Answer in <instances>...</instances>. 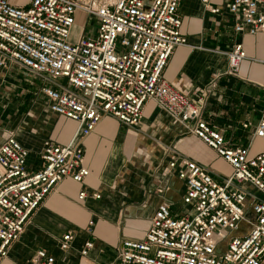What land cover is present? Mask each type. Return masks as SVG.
I'll return each mask as SVG.
<instances>
[{"label": "built area", "instance_id": "built-area-1", "mask_svg": "<svg viewBox=\"0 0 264 264\" xmlns=\"http://www.w3.org/2000/svg\"><path fill=\"white\" fill-rule=\"evenodd\" d=\"M180 1L31 0L23 8L0 0V69L17 64L43 79L38 93L48 110L77 123L69 142L43 141L41 166L33 171L26 164L28 150L13 132L0 142V260L61 181L81 183L89 174L83 139L99 121L109 115L137 126L145 103L152 101L215 151L231 172L216 176L176 153L163 171L176 172L184 183L179 213L159 203L143 236L120 240L111 264H264V146L255 153L249 144L229 147L203 118L214 84L192 98L162 77L174 48L186 43ZM199 1L212 14L225 8L236 33L264 32V0H227L223 7ZM78 14L84 21L72 40ZM89 19L95 25L85 32ZM246 57L242 43H234L227 52V73L236 75ZM258 86L264 98V78ZM253 136L264 140V107ZM87 196L82 190L77 198ZM91 226L90 221L89 233ZM73 236L67 231L59 238L61 251L69 249ZM92 247L86 240L80 254ZM22 264H55V258L39 249Z\"/></svg>", "mask_w": 264, "mask_h": 264}, {"label": "crops", "instance_id": "crops-1", "mask_svg": "<svg viewBox=\"0 0 264 264\" xmlns=\"http://www.w3.org/2000/svg\"><path fill=\"white\" fill-rule=\"evenodd\" d=\"M8 1L23 8L31 2ZM150 1L145 0L146 4ZM226 2L210 0L217 7ZM178 13L186 43L174 48L163 69V79L192 98L214 84L204 104L203 118L224 135L229 147L249 144L251 153L257 152L264 146L263 139L253 136L264 107L258 86L264 78V32L236 33L225 8L212 14L199 0H181ZM236 42L242 43L247 57L238 73L232 75L227 73V52ZM44 84L43 79L20 65L0 69V125L7 123L0 126V142L13 132L28 150L26 164L30 171L41 166L44 140L65 144L77 129L76 122L50 112L43 95L34 101L23 93L39 90ZM23 107L28 108V114L21 121L19 111ZM244 123L248 126L243 127ZM83 150L89 174L81 183L65 179L48 194L0 264H22L39 249L54 256L55 264H111L120 240L143 236L159 203L166 202L173 213H179L184 183L176 172L163 171L176 153L206 166L216 176L231 172L215 151L152 101L145 103L139 124L134 127L104 116L83 139ZM82 190L88 196L78 200ZM91 193L100 197L94 198ZM90 221L91 233L87 231ZM67 231L73 232V240L68 250L61 251L57 243ZM89 239L93 247L81 255Z\"/></svg>", "mask_w": 264, "mask_h": 264}, {"label": "rangeland", "instance_id": "rangeland-1", "mask_svg": "<svg viewBox=\"0 0 264 264\" xmlns=\"http://www.w3.org/2000/svg\"><path fill=\"white\" fill-rule=\"evenodd\" d=\"M84 19V17L83 16H79V17H77V22H76V24H75V26H74V28H73V33H72V40H74L77 36H78V34H79V31H80V28H81V25L83 24V20ZM95 25V22H94V20L93 19H89L88 21H87V24H86V27H85V32H87L88 30H90V29H92L93 28V26ZM23 68V67H22ZM24 69V68H23ZM27 73H31V72H29L28 70H26V69H24ZM33 74V73H32ZM1 89H0V96H1ZM24 93V95L25 96H27V95H29V96H31V97H33V99H34V101L35 100H37V98H38V96H39V93H38V89H35V90H32V91H29V92H23ZM8 96H9V94H8ZM10 97V96H9ZM0 102H1V97H0ZM28 108L26 109V107H23L20 111H19V113L21 114V116H20V119H21V121H23V119L26 117V115L28 114ZM7 124V123H6ZM5 124V122L2 124V125H0V126H4V125H6ZM256 194L258 195V196H260V194L258 193V192H256Z\"/></svg>", "mask_w": 264, "mask_h": 264}]
</instances>
